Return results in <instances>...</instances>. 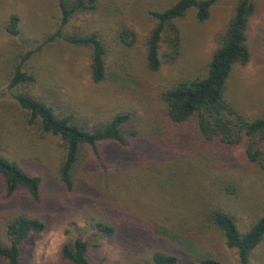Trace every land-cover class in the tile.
I'll list each match as a JSON object with an SVG mask.
<instances>
[{
	"label": "rangeland",
	"instance_id": "obj_1",
	"mask_svg": "<svg viewBox=\"0 0 264 264\" xmlns=\"http://www.w3.org/2000/svg\"><path fill=\"white\" fill-rule=\"evenodd\" d=\"M173 1L98 0L94 12L78 14L62 30V38H54L60 21L54 0H0V152L44 182L39 202L23 191L7 198L0 182V238L4 242V224L15 214L36 216L45 224L43 232L21 246V264H68L60 257L61 247L68 238L89 235L90 226L99 217L116 224V234L101 240L99 248L89 249V264H153L155 251L173 254L178 264H200L206 258L239 264L237 251L226 246L218 231L210 229L202 234L195 228L180 230L177 223L186 221L188 215L193 217L194 212L196 216L203 214L208 202L235 214L240 231L264 216V173L243 164V144L221 146L218 159L199 154L197 160L198 169L211 177L233 179L238 191L229 198L221 197L217 194L219 188L214 190L202 180L201 188L191 197L192 185H180L174 190L168 183L163 186L152 180L143 169H136V173L130 170L126 175L79 169L74 189L66 191L58 182L56 169L57 157L62 155L60 140L41 132L38 125L29 126L28 114L14 99L21 94L44 97L57 114L70 115L82 126L124 114L130 119L127 128H131L136 123L134 118L145 112L140 99H136L141 86L130 85L125 81L127 77H141L157 95L182 78L205 76L208 61L218 47L217 39L224 33L238 0H217L202 23L196 20L193 10L176 20L180 61L165 63L162 59L160 70L151 73L142 57L144 33L154 22L149 12L162 11ZM253 2L254 12L246 31L250 60L244 66L233 67L224 94L226 101L248 120L264 114V0ZM10 16L19 19L15 36L6 32ZM83 30L98 32L109 49L107 70L119 69L109 72L124 75L120 81L92 82L90 50L64 41ZM120 30L134 34L136 44L128 50V57H123L115 45L114 38ZM29 52L33 54L22 70L35 81L9 89L8 69L18 65ZM162 109L161 104L158 110ZM209 147L204 145L198 151ZM222 154H227L228 159ZM176 181L172 184L176 185ZM191 224L190 221L188 226ZM0 264L5 263L0 259ZM248 264H264V236L250 253Z\"/></svg>",
	"mask_w": 264,
	"mask_h": 264
},
{
	"label": "trees",
	"instance_id": "obj_2",
	"mask_svg": "<svg viewBox=\"0 0 264 264\" xmlns=\"http://www.w3.org/2000/svg\"><path fill=\"white\" fill-rule=\"evenodd\" d=\"M216 1L175 0L162 11L149 12L154 22L143 36L142 57L145 68L151 73H157L162 66V59L165 63L179 62L180 35L176 20L193 10L196 20L202 23L208 19ZM54 2L60 21L53 37L62 38V30L69 26L73 18L81 13L94 12L98 0ZM253 12V0L236 2L224 33L217 39L218 47L208 61L205 76L182 78L157 95L139 79L141 77H127L125 81H129L130 85L141 86L136 99H140L141 108L145 112L134 118L136 123L131 128H127L130 119L124 114H114L90 126H82L70 115L57 114L44 97L29 94L15 96L17 105L28 114L27 124L38 125L41 132L61 142L62 155L57 157L56 167L60 186L66 191H72L79 169H96L97 173L105 171V174L119 172L122 175L128 174L130 170L136 173V169H143L152 176V180L160 181L163 186L168 183L174 190L180 185H192L189 187L191 197L201 188L199 180H202L207 181L214 190L219 188L221 192L218 191V195L229 198L238 191L233 179L211 177L198 169L197 160L199 154L218 159L216 156L221 155V146L230 148L241 144L244 146L243 164L264 173V114L254 120L245 119L224 96L233 67L244 66L250 60L246 31ZM18 23L16 16H10L6 32L12 36L17 35ZM96 33L83 30L80 34L64 38V41L90 50L89 73L93 83L109 80L118 82L124 75L109 72L119 69L107 70L109 49ZM114 39L122 56H130L128 50L136 44L134 34L120 30ZM32 54L27 53L18 65L8 69L6 77L9 89L35 81L22 70ZM161 104L163 109L159 111ZM204 145H210L209 149L198 151ZM222 156L228 159L227 154ZM198 173L201 174L198 176ZM176 179L177 184L173 185ZM135 180L139 181L138 178ZM0 182L7 198L23 191L32 201H42V177L26 170L2 152ZM222 208L217 203L208 202L203 214L196 216L194 212L193 217L188 215V219L178 222L177 226L180 230L195 228L202 234L210 229L218 231L226 246L237 251L239 264H248L250 253L264 236V216L258 217L248 228L240 231L236 215ZM190 221L192 224L188 226ZM44 228V221L36 216L25 213L11 216L4 224L6 242L0 238V259L5 264H21V246L28 243L31 236L43 232ZM90 229L91 233L86 234V237L81 235L76 239H67L60 250L62 260L68 264H89V249H97L101 240L112 238L117 227L111 220L99 217ZM152 262L178 264V258L171 253L155 251ZM200 264L223 263L206 258L200 260Z\"/></svg>",
	"mask_w": 264,
	"mask_h": 264
}]
</instances>
